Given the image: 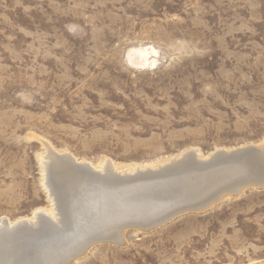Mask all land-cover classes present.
Wrapping results in <instances>:
<instances>
[{
    "label": "rangeland",
    "instance_id": "rangeland-1",
    "mask_svg": "<svg viewBox=\"0 0 264 264\" xmlns=\"http://www.w3.org/2000/svg\"><path fill=\"white\" fill-rule=\"evenodd\" d=\"M248 146H264V0H0V224L55 212L49 147L135 171ZM94 244L67 264H264V185Z\"/></svg>",
    "mask_w": 264,
    "mask_h": 264
},
{
    "label": "bare ground",
    "instance_id": "bare-ground-1",
    "mask_svg": "<svg viewBox=\"0 0 264 264\" xmlns=\"http://www.w3.org/2000/svg\"><path fill=\"white\" fill-rule=\"evenodd\" d=\"M242 164L252 172L242 173ZM44 166L55 212H37L33 221L1 219L0 264L5 260L7 264H67L96 242H122L124 229H145L188 209L207 207L233 193L240 195L251 184L264 181V176L257 179L256 175L258 167H264V146L218 150L208 158L191 150L155 168L135 171L117 170L111 161L96 169L49 147ZM49 175L53 182L70 186L63 210ZM44 232L57 237L44 238ZM4 244L10 248L5 256ZM76 246L73 254H62Z\"/></svg>",
    "mask_w": 264,
    "mask_h": 264
},
{
    "label": "water",
    "instance_id": "water-1",
    "mask_svg": "<svg viewBox=\"0 0 264 264\" xmlns=\"http://www.w3.org/2000/svg\"><path fill=\"white\" fill-rule=\"evenodd\" d=\"M253 185H255V184H253ZM256 185H264V181L261 182L260 184H256ZM232 196H239V194H237V193H233ZM219 200H221V199H219ZM219 200H218V201H219Z\"/></svg>",
    "mask_w": 264,
    "mask_h": 264
}]
</instances>
